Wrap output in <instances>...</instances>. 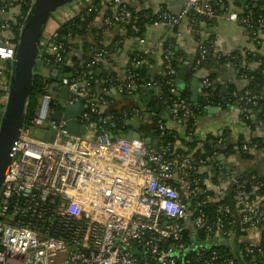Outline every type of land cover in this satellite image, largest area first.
I'll list each match as a JSON object with an SVG mask.
<instances>
[{
    "label": "built area",
    "instance_id": "built-area-1",
    "mask_svg": "<svg viewBox=\"0 0 264 264\" xmlns=\"http://www.w3.org/2000/svg\"><path fill=\"white\" fill-rule=\"evenodd\" d=\"M103 1L105 28L129 30L135 35L132 39L138 49L146 42L145 36H136L140 31L138 23L147 20L151 24L148 26L173 29L176 38L180 36L177 27L189 14L207 20L219 18L244 27L249 38L254 36L257 46L258 35L264 31V20L256 19L246 5L232 12L220 11L225 8L223 0H181L184 7L178 14L159 10L154 21L149 15L140 16L126 0ZM241 1L232 0L233 4ZM22 2L18 0L17 4ZM70 5L63 22L78 15L93 17L102 9L92 0ZM12 7L11 1L2 4L0 13ZM11 23L7 20L0 24V105L7 86L3 79L8 77L7 65L16 48L15 43L4 38L6 32H12ZM17 25L20 27L21 23ZM56 31L48 40H39L37 62L47 69L60 68L66 62L65 45L54 43ZM203 40L199 35L196 50L201 61L207 55ZM96 42L104 45L97 40L92 43ZM167 43V47L160 46L165 81L137 83L138 74L133 69L143 61L147 64V57L155 53L150 48L134 51L142 56L123 67L125 75L121 81L105 77L99 87L91 89L94 77L88 72L107 69L106 63L119 47L115 43L96 49V54L80 65L84 66L82 71L73 67L66 71L69 77L45 87L36 115L24 124L0 190V264H239L228 254L221 255L212 244L190 249L187 243L195 230L204 235L206 242L220 246L232 241L237 229L239 236L264 229V201L241 192L239 181L226 170L217 152L208 158L196 154L204 144L223 145L221 138L194 139L200 102L192 107L178 97L176 89L170 88L162 105L168 107L171 115L157 120L159 135L150 139V148L142 127L136 130L138 139L120 137V133L126 134L132 128L126 125L127 129H118L117 121L127 124L140 117L142 126L146 114L139 107L117 105L110 91L128 99L139 92H161L162 87L172 85L176 67L183 59L171 52L173 39ZM210 86L208 79L202 81L201 99L207 100L203 90ZM62 88L67 89L65 98L59 97ZM233 97H237L236 92ZM241 100L243 104L238 109L243 119L245 106H257V102L248 91ZM78 102L84 108L73 119L80 128L79 134L73 135L68 130L69 120L56 122L50 117ZM166 120L183 132L184 139L198 142L192 152L176 144V133L170 142L164 140L166 131H174L167 128ZM30 130H41L50 138L37 140L29 135ZM254 150L257 145L250 139L237 149L242 153ZM206 168L213 173L212 187L199 175ZM252 180L257 190L264 188V178ZM228 183L235 185V214L232 205L223 202ZM238 251L248 264H264L260 240Z\"/></svg>",
    "mask_w": 264,
    "mask_h": 264
},
{
    "label": "trees",
    "instance_id": "trees-1",
    "mask_svg": "<svg viewBox=\"0 0 264 264\" xmlns=\"http://www.w3.org/2000/svg\"><path fill=\"white\" fill-rule=\"evenodd\" d=\"M13 2V0H0V6L6 2ZM32 0H23L22 4L14 3V7L20 6L21 11L18 15L12 16L13 21V27L12 32L16 35H18L19 27L17 23H22L23 18L25 17L28 8L30 6ZM224 5L226 6V1L223 0ZM96 4V3H95ZM235 7L241 8L243 5H246L249 7V10L254 14L256 19H263L264 20V9L261 8L260 4L255 2V0H242L240 3L235 2ZM14 7L7 9L5 13H9L10 10H12ZM159 10L165 11L164 8H161ZM140 16L143 15H149L153 19H156L155 17L158 15V13H153L151 10H143L139 11L138 13ZM93 17H85L84 15H78L74 19L67 20L59 25V28L56 31L57 37L55 38L54 43H63L65 45V56L67 57V61L63 64L62 67L65 68V71L70 72L73 67L77 68L78 71H82L84 66L83 65L87 60L91 59L92 54H96V49H100L103 47L101 44L92 43L90 42L91 39L94 41H102L101 35L98 31L91 29L90 24L93 21ZM187 19L190 21V24L196 28V25L198 22H204L208 21L207 19H204L202 17H198L192 14H189ZM9 20V22H12ZM12 24V23H11ZM150 24V20L139 22V34L136 35L138 37H143L146 28ZM264 34V31H263ZM69 36V37H68ZM135 35H132L129 30L124 31V37L125 38H134ZM75 38L80 39L79 48H76L73 44V41ZM254 44H255V38L254 36H251L249 38ZM215 37L214 35L207 36L203 40V45L207 50V55L205 56V59L201 61L199 59L198 52L196 50L195 57L192 60V63L190 65H186L184 62L183 54L176 50L174 47V43L169 46L171 52L175 56L182 57L183 61L179 64L178 67H176V76L174 79V82L172 85L168 87H162L161 92H155L153 90L148 92H139L136 96L128 98V100H131L129 105H126L125 107H139L142 108L143 114L145 113L146 116H144L145 119H143V125H142V132L145 139L150 138L154 140L158 137L159 131L157 127V120L160 118V116L165 115L167 117L166 119L170 118V112L168 110V107L166 105H162V100L165 97L169 96V89L174 88L178 91V97L185 99L187 102L192 104V107H195V105L190 101L189 97V87L187 86L185 90H179L176 86V83L178 80H184V82H189L195 72L204 67L205 65L209 64L210 62L215 63L219 66H230L234 69L236 72V77L238 79L244 80L246 82V86L243 89H237L234 85H228L225 89L224 95L218 94V89L214 87V75L208 78L209 82L211 83V86L203 90L204 93L207 94V100L204 99V97L201 99V102L198 104V106L201 108L196 113V120L199 114L203 112L205 107L207 106H215L220 107L221 109H226L229 105H235L237 107L241 106L243 104L241 98L244 96V93L248 91L251 96H253L257 102V106L252 105H246V113L245 118L243 117V123H245L250 130H254L256 123L262 125L264 127V56H261L258 52H248L246 50H237L229 55L222 57L214 52L213 43H214ZM13 43H16L13 41ZM168 43L167 41L164 43V47H167ZM106 47V46H104ZM121 47V46H120ZM92 51V52H91ZM139 56H142L139 53L132 52L128 54V61L125 65V67H129L130 63L135 60L139 59ZM143 61L140 65H137L134 67L133 72L138 74V81L137 83H144L148 82L153 79H158L159 81H165L166 76L164 74V71H162V74L151 76L150 70L148 68V64L144 63ZM72 66V67H71ZM88 74L93 75L94 80L91 82V89H96L99 87L101 80H103L105 77H112L114 80L121 81L123 79V76L125 75V68H122L119 72H115L112 69H95V71L88 72ZM8 78V77H7ZM53 82L51 80L50 75H40L35 74L33 78V87L30 93V96L27 101V111H26V119H25V125L28 124L31 118H33L37 110L39 108L40 104V98L42 94L44 93L45 87L51 85ZM236 92L237 97H233V93ZM173 98H176L174 95H172ZM2 109V105H0V110ZM154 111H157L156 115H152ZM256 116V120H252L251 116ZM117 127L118 129H127L125 122L123 121H117ZM175 134L174 131H166L164 140L171 141V137ZM217 138L223 139V145L221 146H214L209 147L205 144L202 146V150H197L196 154L200 155L204 158L210 157L214 152H217L219 155H222V152L225 150V153H231L233 148L232 146H228V144L225 142L224 138L222 137H216V136H207V139H214ZM240 143H237L236 148L239 149L240 145L242 144V138L240 137ZM250 142L255 143L257 145V150L264 152V132L263 136L257 137V138H250ZM183 143V141H182ZM198 142H186L185 147L188 152H192V150L196 147ZM212 173V172H211ZM213 174V173H212ZM211 174V175H212ZM203 175V174H199ZM212 183V182H211ZM235 185L232 183H228L226 187V196L223 199L224 203L231 204L232 205V195L234 193ZM241 190V189H240ZM209 191H211L209 189ZM242 192V191H241ZM257 193L259 195L264 194V188H260L257 190ZM233 214L234 212V206L232 205ZM194 237L192 240H188L187 243L189 245V248H194L197 245L201 246V248H205V244H212V246L219 251L221 255H229L235 261L239 262V264H248L247 260H243L241 255L235 254L232 250V248H238L237 250L244 247L243 244H239L236 240V237L239 235V229H237L236 235L234 239L228 243H222L220 246H217L215 242L207 241L205 240L204 235L201 232H197L196 230L193 233ZM260 244L264 246V229L261 231L260 236Z\"/></svg>",
    "mask_w": 264,
    "mask_h": 264
},
{
    "label": "crops",
    "instance_id": "crops-1",
    "mask_svg": "<svg viewBox=\"0 0 264 264\" xmlns=\"http://www.w3.org/2000/svg\"><path fill=\"white\" fill-rule=\"evenodd\" d=\"M89 1L90 0H82L81 2L85 4ZM92 1L96 3V6H101L102 9L91 22L90 28L100 33L102 42L105 46H111L115 43H119L118 49L111 54L109 61L106 63V68L112 69L115 72H119L126 65L129 53H132L135 50H141L142 52L146 49L154 48L155 53L147 57V64L150 70L149 72L151 76L162 74L163 70L160 46L170 39H173L175 49L183 54V58L185 61L184 63L189 66L195 57L199 35L202 38L214 35V52L222 57H225L237 50H246L249 52L256 51L261 56H264L263 33H260L258 35L260 45L257 46L249 39L244 27L226 22L219 18L204 22H198L196 28H194V26L190 24V21L185 18L176 29V31L180 34V36L176 38L173 35V29H170L165 25L148 26L144 34L146 42L141 49H138L133 39L124 37V31L122 28H105L102 21L103 13L105 11V8L103 6L104 1ZM225 1L226 6L225 8H223V10L220 11L232 12L237 9L232 0ZM255 2H258L261 5L260 7L264 9V0H255ZM126 3L130 8L136 9L138 11L149 9L153 13H156L157 11H159V9L164 8V10L173 15L178 14L184 7V2L181 0H126ZM70 6L71 5H69L67 11H69V9L71 8ZM11 11L12 10H10L9 13H0V24L5 23L7 20L12 21V16H15V14ZM52 18L59 24H61L67 18V14L65 12L63 14L52 16ZM59 24L54 25L55 27L52 30L51 34L58 29ZM90 42H93V39H91ZM73 44L76 45V48H79L80 39L75 38ZM65 61H67V57ZM44 69L48 71L47 75H50L51 69L43 67V70ZM205 70H207V72ZM65 73L68 74L66 71ZM196 75L200 76V78L198 77L199 82L198 85L195 86L194 94L192 93V85L195 81ZM212 75H214V87L218 89V94L221 96L224 95L225 89L228 85L232 84L239 90L243 89L246 86V82L244 80L238 79L236 77V72L232 67L219 66L215 63L213 64V62H210L204 67L198 69L189 82H184V80H182L184 85L182 88L178 89L182 91L185 90V88L188 86L190 101L191 97H193V94L194 97L196 95V97H199V99H201L202 81L204 79H208ZM6 80V78L3 79V82L6 83ZM4 83H1V85H3ZM110 97L117 102V105L121 106L129 105L131 102V100H128L127 98H120L119 100H116V96L114 94H111ZM251 118L252 120H256V116L252 115ZM165 125L168 129L175 131L176 135L178 136H176L178 138L176 140L177 145L184 147L185 143L189 142L188 139H184L183 132L179 130L171 121L166 120ZM263 132L264 127L258 123H256L254 130H250V128L245 123H243L242 119L240 118L239 109L235 105H229L226 109H221L220 107L215 106H207L197 117L194 139L196 141H200L202 138L209 135L224 138L225 142L228 144V146H232L233 150L231 153H225L226 148L224 149L222 155L219 157L221 163L224 165L230 175L239 181L240 189L245 196L251 199L260 198L264 201V194L259 195L257 193V189L252 180V177H256L258 179L264 178V152H261L260 150H254L248 153H242L240 151H237L236 148L237 143L240 141V137L242 138V141H244L252 137H261L263 136ZM152 146H155L154 141H152ZM202 174V177L205 180V184L208 187H212L213 185L211 186L210 184V182H212L210 170H208L207 168L203 169ZM260 236L261 231H255L253 233H246L245 235H238L236 237V240L239 242V244H243L244 246L255 245L259 242ZM237 249L238 248L236 247L232 248L235 254L240 255Z\"/></svg>",
    "mask_w": 264,
    "mask_h": 264
},
{
    "label": "water",
    "instance_id": "water-1",
    "mask_svg": "<svg viewBox=\"0 0 264 264\" xmlns=\"http://www.w3.org/2000/svg\"><path fill=\"white\" fill-rule=\"evenodd\" d=\"M76 1L82 0H32L19 27L17 37L13 32H6L4 34L5 39L16 42V48L14 58L11 61L0 114V190L15 154L16 143L25 124L27 101L33 87L39 40L43 27L49 17L65 13L69 5ZM13 2L17 3L18 0H13ZM221 10H223V7ZM20 11L21 7L16 6L11 12L18 15ZM205 71L207 72V70ZM50 75L52 82H59L62 78L69 77V74L65 73L64 67L51 69ZM198 75H196L192 85V93L194 94L195 86L198 85L200 78ZM66 94L67 89L62 88L59 92V97L65 98ZM111 94L116 96V100L120 99V95L114 90L110 91L109 95ZM194 94L191 97V101L194 104H198L201 102V99L196 97V95L194 97ZM83 108V104L78 102L65 108L63 112L56 111L51 115L50 119L56 122L61 119L69 120V132L73 135H78L80 128L73 119L81 114ZM127 126H130L132 131L126 134L120 133V137L138 139L139 135L136 130H139L141 127V118L138 117L127 122ZM145 143L150 148V139H146Z\"/></svg>",
    "mask_w": 264,
    "mask_h": 264
},
{
    "label": "rangeland",
    "instance_id": "rangeland-1",
    "mask_svg": "<svg viewBox=\"0 0 264 264\" xmlns=\"http://www.w3.org/2000/svg\"><path fill=\"white\" fill-rule=\"evenodd\" d=\"M58 25L59 23L54 20L52 17H49L48 20L46 21L42 33H41V41L44 42L45 40H48L49 37L52 35L51 32L54 29V25ZM60 25V24H59ZM9 70H10V66H11V62L7 65ZM10 72V71H9ZM47 72L45 69L43 70V67L40 65V63L37 62V65L35 67V74H43V75H47ZM9 74V73H8ZM184 85L182 80H178L176 83L177 88H182ZM1 114V113H0ZM32 138H35L37 140H45V139H49V136H45V134L41 131V130H30V134H29Z\"/></svg>",
    "mask_w": 264,
    "mask_h": 264
}]
</instances>
